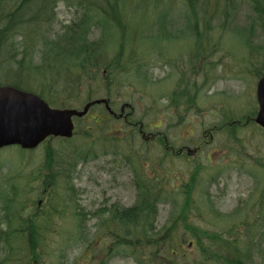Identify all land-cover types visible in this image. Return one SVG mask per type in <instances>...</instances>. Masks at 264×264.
<instances>
[{
  "label": "rangeland",
  "instance_id": "obj_1",
  "mask_svg": "<svg viewBox=\"0 0 264 264\" xmlns=\"http://www.w3.org/2000/svg\"><path fill=\"white\" fill-rule=\"evenodd\" d=\"M127 3L125 34L117 28L119 24L103 17L97 23H90L87 32L89 40L101 42L105 57H112L119 50L122 65L106 80L79 83L78 100L75 94L65 92L62 96L72 97L66 108L81 109L90 101L85 99L91 90L92 100H109L108 109L112 113L119 112L122 103H129L132 115L128 119L150 125L149 133L165 134L175 147L193 148L189 150L194 152L189 154V159L165 157L173 173L167 176L165 194L157 206L155 230L178 213L183 200L178 189L190 175L183 174V170L195 167L199 172L193 203L202 217L195 223L221 231L242 217L237 211L244 212L250 207L262 186L263 169L256 162L264 159V130L252 123L242 124L249 117L248 112L257 108L255 84L264 72V27L246 4H240L230 22L218 15L214 18L206 15L193 28L185 0H128ZM83 10L77 3L59 2L54 30L60 23L76 19ZM34 62H41L38 53L32 58ZM7 66L1 69V74L11 70ZM178 88L190 90L195 100L191 98L187 104L172 103L171 96L179 93ZM58 93L48 97L56 102ZM103 107L101 103L92 104L86 116L76 121L77 131L86 128L90 132L85 136L75 133L65 141L85 149L87 155L76 162L71 173L70 194L64 196L60 189L59 203L65 206V211L64 217L56 220L53 240L65 243L53 244L55 249L48 264H83L81 259L85 255H92L96 262L102 259L104 264H138L122 246H113L110 255L100 247L108 214L97 215L98 209H106L104 202L108 200L119 201L124 206L133 204L138 199V186L134 184L138 175L164 168L160 162L163 149L152 141L148 143L149 154L143 159L146 145L137 140L129 142L133 128L128 124L119 132L113 128L114 131L106 133L112 128L109 125L104 131L97 129L96 124L100 123L94 122H99ZM234 123L237 125L232 133L226 128L219 129L223 124L233 128ZM115 133L123 137L122 143L106 145L104 140L115 138ZM149 133L143 137H149ZM203 140L208 143L204 144ZM57 141L50 138L31 151L18 145L0 148V193L6 194L11 185L21 182L22 172L41 165L45 146ZM196 145L199 150L194 148ZM116 161L121 162L118 170H114ZM187 219L195 220L190 215ZM105 239L111 244L112 238ZM188 245L182 247L194 256L196 249Z\"/></svg>",
  "mask_w": 264,
  "mask_h": 264
},
{
  "label": "trees",
  "instance_id": "obj_2",
  "mask_svg": "<svg viewBox=\"0 0 264 264\" xmlns=\"http://www.w3.org/2000/svg\"><path fill=\"white\" fill-rule=\"evenodd\" d=\"M127 1L0 0V84H11L34 91L48 103L58 107H67L70 104L68 101L72 97L70 94L68 97L62 96L65 92L75 94L78 100L79 83L106 80L122 65L119 50L114 56L105 57L101 42L89 40L87 32L90 23H97L103 17L119 24L117 28L125 34V16L128 18L129 8ZM59 2L77 3L84 10L76 19L60 23L59 28L54 30L56 6ZM185 3L193 28L199 18L206 15L207 18L218 15L223 17V21L230 22L237 15L240 4H246L264 27V0H185ZM199 9L203 11L200 15ZM209 9L210 13L207 14ZM35 53L39 54L41 62L33 64ZM128 60L130 63L131 59ZM7 65L12 67L11 70L1 74V69L8 67ZM33 85H37L36 88ZM178 90V94L171 96L172 103L187 104L191 98L195 100L190 90ZM91 92L89 90L86 101L92 99ZM53 93L61 94L56 96V102L51 99ZM253 109L248 112L250 115L245 118L243 126L248 123L256 125L253 121ZM105 112L103 107L101 113ZM79 119L81 118L75 120ZM115 122L116 119L112 117L94 123L104 124L101 128L100 124H96V128L102 131L107 125L112 126L106 133L113 128L115 132H119ZM124 124L133 128L129 142L137 140L141 145H146L144 159L151 147L148 143L152 141L144 139L142 133L148 134L150 125L147 127L141 121L126 118L122 121L120 130ZM235 125L237 124L234 123L232 128L223 124L219 129L226 128L232 133L236 129ZM211 130L213 133V129ZM88 132L90 131L86 128L77 131L76 124L71 137L75 133H84L85 136ZM156 137L154 142L163 149L164 157L160 162L164 168L152 169L151 174L138 175L137 181L134 180V184L138 186V199L130 206H118L108 200L104 202L106 209H98L97 215L108 214L105 224L103 223L106 232L101 236L100 247L110 255L113 246H122L125 253L131 255L138 264H264V175L256 201L244 209V212L241 209L237 211L243 214L237 222L218 231L202 228L195 223L202 220L198 206L193 203L199 168H184L183 174L189 172L190 175L185 182L180 183L178 189L183 197L180 209L169 223L155 230L157 206L164 197V185L168 182V162H165V157L170 156L173 159L174 155H170L164 148V137L168 140L166 135L160 134ZM51 138L58 141L45 146L41 165L29 172H22V181L11 185L8 194L0 193V264H48L47 260L55 249L53 244L65 243L53 240L56 235V220L65 211V206L59 203L60 189L64 196L70 194L71 173L76 162L86 157L87 152L85 149L80 150L78 145L65 142L69 138ZM122 140L123 137H118L115 133V138H107L104 142L108 145L111 142L122 143ZM184 156L188 157L186 154ZM256 163L261 165L264 174V159ZM142 176L145 179L143 181ZM189 215L195 220L187 219ZM75 218L77 219L76 216ZM105 236L112 238L111 244ZM183 244H190L196 249L194 256H190L186 248L183 249ZM81 261L83 264H104L102 259L94 261L92 255H85Z\"/></svg>",
  "mask_w": 264,
  "mask_h": 264
},
{
  "label": "water",
  "instance_id": "obj_3",
  "mask_svg": "<svg viewBox=\"0 0 264 264\" xmlns=\"http://www.w3.org/2000/svg\"><path fill=\"white\" fill-rule=\"evenodd\" d=\"M255 94L258 107L253 119L264 129V73L257 80ZM100 102L109 108L104 98L89 101L81 109L54 108L32 91L0 85V147L16 144L32 149L50 135L70 137L72 116H82L90 105Z\"/></svg>",
  "mask_w": 264,
  "mask_h": 264
},
{
  "label": "flooded vegetation",
  "instance_id": "obj_4",
  "mask_svg": "<svg viewBox=\"0 0 264 264\" xmlns=\"http://www.w3.org/2000/svg\"><path fill=\"white\" fill-rule=\"evenodd\" d=\"M127 108L131 109V106L130 107L128 106V107L122 108V105H121L120 108H119V112L112 113V112L106 111L104 114L101 115V117H100L99 120H102V119H111L112 117L113 118H116V121H117L116 127L118 128V130H120L122 128V121L123 120H126V118L128 116V115H126V113H127L126 112V109ZM156 136H157L156 134L151 133V134H149V137L147 136V137H145V139H151V141H154V139L157 138ZM203 142H204V144H207L208 143V141H206V140H203ZM164 148L166 149L167 152H169V154L170 153L171 154H174V155H172V157H174V156H177V157L184 156V154H186V155H188V157H186V158L189 159V154H193L194 153L192 151H189V147H187V146L181 145L179 147H175L174 145H171L169 143V141L165 137H164ZM194 148H197L198 150L200 149V147H198L197 145ZM190 150H192V148H190ZM120 165H121V162L120 161H118V162L116 161L115 162V168H114V170H118L120 168ZM111 169H112V167H111ZM172 169L173 168H172L171 164L167 163V173H166V177L172 175V173H173ZM181 174H182V172H181ZM108 176H111V175L108 174ZM102 179L103 178H101V180ZM116 184L119 185V181ZM110 203H112V202H110ZM114 203L117 204L118 206H123V204L121 202H119V201H115Z\"/></svg>",
  "mask_w": 264,
  "mask_h": 264
}]
</instances>
